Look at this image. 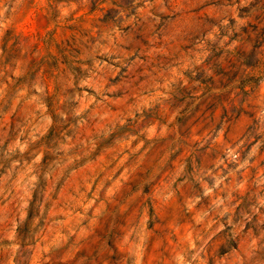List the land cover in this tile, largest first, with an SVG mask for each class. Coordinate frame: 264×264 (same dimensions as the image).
<instances>
[{
  "label": "rangeland",
  "instance_id": "rangeland-1",
  "mask_svg": "<svg viewBox=\"0 0 264 264\" xmlns=\"http://www.w3.org/2000/svg\"><path fill=\"white\" fill-rule=\"evenodd\" d=\"M0 264H264V0H0Z\"/></svg>",
  "mask_w": 264,
  "mask_h": 264
}]
</instances>
